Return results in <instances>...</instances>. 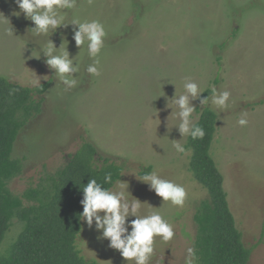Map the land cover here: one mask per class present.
<instances>
[{
  "label": "rangeland",
  "instance_id": "374dc122",
  "mask_svg": "<svg viewBox=\"0 0 264 264\" xmlns=\"http://www.w3.org/2000/svg\"><path fill=\"white\" fill-rule=\"evenodd\" d=\"M14 13H20L15 0H0V14L8 20L0 16V76L30 88L38 79L51 83L41 113L14 145L12 157L25 161L9 190L19 195L35 187L84 142L92 143L99 156L121 166L120 180L130 194L152 207L143 205L141 214L159 211L173 225L170 242L156 238L151 264H186L187 249H194L193 215L207 191L189 169V136L182 140L185 153L172 147L171 140L182 137L173 128L178 120L167 102L175 92L184 93L188 80L203 93L215 86L231 97L222 113L211 104L203 108L217 117L209 153L242 242L252 249L248 264H264V0H78L68 20L73 13L81 21L99 20L107 35L99 57L101 74L92 76L85 70L92 63L86 45L78 56L73 26L51 34L57 48L66 37L70 58L82 61L74 74L77 86L67 91L42 52L40 59L29 58L46 46L48 36L28 32L34 24L23 13ZM192 103L196 123L203 109L198 99ZM242 113L247 114L246 126L237 123ZM148 169L185 187L182 207L163 204L138 180ZM11 224L0 255L9 252L22 229L17 218ZM98 236L94 225L89 229L81 222L76 240L81 256L99 264H128Z\"/></svg>",
  "mask_w": 264,
  "mask_h": 264
},
{
  "label": "trees",
  "instance_id": "16d2710c",
  "mask_svg": "<svg viewBox=\"0 0 264 264\" xmlns=\"http://www.w3.org/2000/svg\"><path fill=\"white\" fill-rule=\"evenodd\" d=\"M50 83L49 80L30 88L0 76V244L13 218L22 224L9 252L0 255V264H99L81 256L76 246L81 230L78 215L83 211L81 189L90 179L106 188L114 187L121 179V166L99 156L92 143L84 142L67 156L63 166L46 174L35 187H28L19 195L8 188L24 170L25 158L12 157L14 145L20 133L41 113ZM211 94L208 90L201 98ZM216 118L215 112L203 109L195 124L204 129L205 136L195 140L189 136L186 144L191 151L189 169L207 191V199L193 215L195 260L197 264H248L252 249L242 242L222 178L209 153ZM107 173L112 176L110 184L104 183Z\"/></svg>",
  "mask_w": 264,
  "mask_h": 264
},
{
  "label": "clouds",
  "instance_id": "9594fccd",
  "mask_svg": "<svg viewBox=\"0 0 264 264\" xmlns=\"http://www.w3.org/2000/svg\"><path fill=\"white\" fill-rule=\"evenodd\" d=\"M88 2L91 4L92 0ZM15 3L20 13H23L25 18L34 24L28 32L31 31L37 37L48 36L46 46L40 47L39 51L35 50V56L32 51L29 58L40 59L42 52L46 58L45 64L54 72V76L64 86L65 91L77 86L78 78L74 74L80 72L82 63L77 60V57L84 50L85 45L87 56L92 60V63L87 65L86 72L92 76L101 74L99 57L104 48L107 33L99 20L81 21L75 13L72 19L68 20L69 12L78 8V0H15ZM20 13L14 14L20 15ZM0 16L7 20L3 14ZM69 25L74 28L72 39L76 47L80 49L78 56L73 58H70L66 37H61L62 43L59 48L50 39L51 34L57 29L67 28ZM9 32L12 33V30L10 29ZM37 85L42 86L41 80L33 82V86ZM183 87V94L177 96L175 92L167 102V108L172 109L171 115H175L178 120L173 128H176L182 137L180 140H171L172 147L181 154L186 151L182 143L184 137L190 136L195 140L203 139L205 136L204 129L193 122V113L197 108L192 101L198 99L202 109L211 104L222 113L228 108L231 97L229 91H218L213 86L211 97L201 98L202 89L191 80L186 81ZM14 91L16 89H12V92ZM169 102L175 106V113ZM246 115L242 113V118L237 121L240 126L247 125ZM138 180L149 185L150 190L162 199L163 204L168 202L173 206L182 207L184 205L187 191L182 185L161 178L155 171L144 173ZM104 183H112L111 173L105 175ZM81 190L83 196L80 204L83 211L78 215L79 221L86 224L89 229H92L94 225L95 230L100 233L98 239L107 240L108 246L118 251L128 264H151L155 253L156 238H160L163 243L170 242L174 238L173 225L164 219L159 211L141 214L142 206L147 203L134 198L128 191V184L122 182L120 178L115 182L114 187L108 188L96 179H90ZM148 207L152 208L149 205ZM194 259L195 250L189 247L186 264H193Z\"/></svg>",
  "mask_w": 264,
  "mask_h": 264
}]
</instances>
